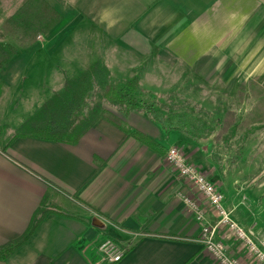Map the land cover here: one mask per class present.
Masks as SVG:
<instances>
[{
    "label": "crops",
    "instance_id": "1",
    "mask_svg": "<svg viewBox=\"0 0 264 264\" xmlns=\"http://www.w3.org/2000/svg\"><path fill=\"white\" fill-rule=\"evenodd\" d=\"M46 1L61 20L35 42L4 40L18 48L0 71L4 82L23 75L27 81L66 80L101 60L115 82L139 73V86L153 97L182 94L189 81L230 78L235 66L264 88V0ZM23 2L0 0V35ZM124 119L163 150L104 117L76 143L14 137L12 126L0 132V244L21 236L37 211L47 209L27 241L0 264H217L182 197L199 193L190 192L164 158L169 146H179L226 188L231 177L217 173L210 139L167 130L143 112ZM201 202L214 220L215 211ZM227 206L238 222L264 235V224L237 200ZM103 230L125 245L120 261L99 257ZM217 238L247 264H259L225 225Z\"/></svg>",
    "mask_w": 264,
    "mask_h": 264
},
{
    "label": "rangeland",
    "instance_id": "2",
    "mask_svg": "<svg viewBox=\"0 0 264 264\" xmlns=\"http://www.w3.org/2000/svg\"><path fill=\"white\" fill-rule=\"evenodd\" d=\"M19 37L18 34L5 31L0 35L3 41L12 38L20 43ZM222 68L226 73L227 66ZM232 73L230 78L225 76L215 80L189 81L187 89L183 90L182 94L179 93L180 95L158 93L159 97H153L145 90L144 96L155 99L157 106L162 107L165 114L171 111L186 112L194 117V128L201 130L205 134L204 137L210 139L209 148L213 149L217 173L224 174L226 180L227 175L231 177L228 180L231 183L226 188H222L223 184L212 178L220 190L222 188L225 192H231V195L225 193L227 205L237 200L252 219L264 224V121H255L244 129L236 127L237 121L257 116L260 109L258 99L252 95L254 82L245 78L243 66H235V72ZM78 75L49 82L27 81V75L19 76L17 81L4 82L0 78V119L5 120L0 124V132L11 126L13 132H19V127H15L14 123L20 124L27 117L37 113L46 101L64 91L67 81ZM63 77L65 76H59ZM90 98L92 100L86 106V112H90L91 107L99 100L96 93ZM104 104L117 111L109 103ZM203 171L206 173L204 169ZM185 185L190 192L193 191L189 183L185 182ZM196 197L200 201L205 199L200 194ZM214 220L217 221V217ZM214 220L210 221L215 222ZM100 233L97 243L99 246L111 238L125 247L106 231ZM101 256L105 259L100 251L99 257Z\"/></svg>",
    "mask_w": 264,
    "mask_h": 264
},
{
    "label": "trees",
    "instance_id": "3",
    "mask_svg": "<svg viewBox=\"0 0 264 264\" xmlns=\"http://www.w3.org/2000/svg\"><path fill=\"white\" fill-rule=\"evenodd\" d=\"M61 18V13L46 0H24L4 21L3 29L7 33L18 34L22 42L32 43L51 30ZM17 52L18 48L12 42L0 40V71ZM94 93L98 94L99 100L94 103L90 112H86L85 108L92 100L90 96ZM145 94V89L139 86V73L124 83L115 82L111 79L107 65L99 60L73 80L67 81L63 92L46 101L37 113L27 117L14 137L34 136L76 143L99 118L104 117L149 146L163 150L153 138L128 126L124 116L131 111L148 114L167 130H183L194 137L205 135L201 130L194 128L192 125L194 117L192 118L190 114L175 111L165 114L162 107L157 106L155 99L145 97ZM252 94L261 97L259 108L262 112L255 117L237 121V128L244 129L255 121L264 120V88L254 82ZM104 102L115 107L117 111L106 106ZM43 201L45 204L46 197ZM46 212L47 209H39L25 233L0 244V258H7L15 248L25 243Z\"/></svg>",
    "mask_w": 264,
    "mask_h": 264
},
{
    "label": "built area",
    "instance_id": "4",
    "mask_svg": "<svg viewBox=\"0 0 264 264\" xmlns=\"http://www.w3.org/2000/svg\"><path fill=\"white\" fill-rule=\"evenodd\" d=\"M164 158L176 169L182 180L189 183L194 192L202 195L207 204L215 211L216 223L207 218L204 205L199 198L194 194L182 195L191 207L195 219L201 224L200 240L203 242L205 251L213 257L217 264H247L240 257L231 254L226 243L217 238L220 225L227 226L234 236L245 244L257 262L264 264V235L256 234L233 217L232 210L226 205L225 195L216 183L196 163L188 159L186 153L179 146H169ZM99 250L108 263L120 261L127 252L124 246L119 245L111 238L103 241Z\"/></svg>",
    "mask_w": 264,
    "mask_h": 264
}]
</instances>
